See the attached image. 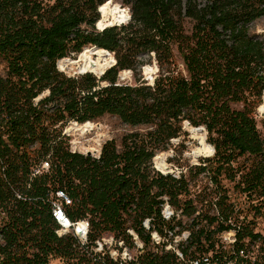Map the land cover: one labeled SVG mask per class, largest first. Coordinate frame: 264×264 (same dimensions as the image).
<instances>
[{
  "label": "trees",
  "instance_id": "trees-1",
  "mask_svg": "<svg viewBox=\"0 0 264 264\" xmlns=\"http://www.w3.org/2000/svg\"><path fill=\"white\" fill-rule=\"evenodd\" d=\"M111 1L0 0V264H117L92 250L104 240L132 245L128 231L144 245L138 264H183L152 246L153 230L190 232L179 245L185 259L232 229L258 245L252 228L232 223L228 193L264 219V35L250 32L264 0ZM85 50L107 67L59 70ZM103 66L102 76L89 73ZM105 117L129 128L120 143L105 142L97 157L72 152L64 128ZM189 128L203 129L211 157L178 177L157 171L153 160L159 169ZM44 161L49 169L34 175ZM57 192L72 222L88 221L86 244L57 235ZM164 198L180 212L173 224L161 219ZM259 250L254 264H264V241Z\"/></svg>",
  "mask_w": 264,
  "mask_h": 264
},
{
  "label": "rangeland",
  "instance_id": "rangeland-1",
  "mask_svg": "<svg viewBox=\"0 0 264 264\" xmlns=\"http://www.w3.org/2000/svg\"><path fill=\"white\" fill-rule=\"evenodd\" d=\"M111 3L124 9L120 4V0H112ZM250 32L252 34L264 35V18L252 24L250 26ZM93 60L107 67L105 62H102L100 59H94L92 52L85 50L76 60H70V64H64L61 67L58 66V68L67 75H77L86 68L88 63L93 62ZM103 67L101 69L97 68L98 71H92V73L99 76V74L105 70V67ZM0 75H4V68L1 64ZM122 76L124 78L128 77L127 74H123ZM262 103H264V101H262ZM256 119L259 128L261 129L262 124H264V108H261L260 110L257 109ZM92 124L93 125L87 131L82 130L81 128H76L72 124H68L64 128L63 133L69 139V146L72 152H77L83 155L90 152L94 157H97L105 142L113 140L116 144H119L122 136L129 131L127 126L122 125L117 119L111 117H105ZM189 130L190 128L187 129V136L172 142V148L168 152L160 154L158 159L160 163L159 168L163 173L179 176L180 171L186 172L185 167L198 165L200 159L211 157L212 152L210 154V150L206 147L205 133L199 131L192 134ZM198 181H202V183L205 182L202 178H198L196 182ZM199 185L197 188L193 189L192 192L194 195L200 192L201 189H199ZM228 194L232 201L235 202L236 206L234 210L237 213L235 215L238 216V220L234 222L233 219L232 223L241 229H244V226H248V228H252L254 234L260 236L258 245L251 243L254 256L257 257L260 252V244L264 241V219L254 218L253 211L249 204L246 203L244 197L233 193L231 189ZM186 222L188 221L183 219V223L185 224ZM51 264L63 263L53 261Z\"/></svg>",
  "mask_w": 264,
  "mask_h": 264
},
{
  "label": "built area",
  "instance_id": "built-area-1",
  "mask_svg": "<svg viewBox=\"0 0 264 264\" xmlns=\"http://www.w3.org/2000/svg\"><path fill=\"white\" fill-rule=\"evenodd\" d=\"M155 165V164H154ZM155 167V166H154ZM49 169V162L44 161L41 166L34 171V175ZM156 169V167H155ZM158 171V169H156ZM162 174L161 170L159 171ZM178 177V176H175ZM70 200L63 192L56 193V199L53 203L52 217L59 225L58 236L73 235L80 245L87 243L89 232V223L87 220L72 222L65 214L64 207L70 205ZM161 219L165 223H172L173 220H179L180 212H175L169 205L166 198L161 205ZM152 219H145L142 227L145 231H151ZM177 230V229H176ZM165 235L160 236L155 230L150 232L152 246H157L165 252H172L183 264H254L255 256L253 246L242 244L237 241L236 230L232 229L221 234L216 238V245L208 253H203L193 259H185L179 249V245L186 246L190 240V232L184 231L180 235L173 237V231L165 230ZM131 236V244L127 245L123 241L104 240L97 241L92 250L93 255L108 256L110 260L117 264H138L137 257L143 253L144 245L132 231H128ZM159 250L155 249L154 252Z\"/></svg>",
  "mask_w": 264,
  "mask_h": 264
},
{
  "label": "bare ground",
  "instance_id": "bare-ground-1",
  "mask_svg": "<svg viewBox=\"0 0 264 264\" xmlns=\"http://www.w3.org/2000/svg\"><path fill=\"white\" fill-rule=\"evenodd\" d=\"M64 64H70V60L69 59H67V60H63V61H61V62H59V64H58V66H63ZM105 71V70H104ZM81 72H88L87 70H86V68L83 70V71H81ZM89 72H91V71H89ZM92 73V72H91ZM72 125L74 126V127H76V128H81L82 130H88L93 124L92 123H85V124H82V125H78V124H76V123H72ZM70 131V130H69ZM190 133H192V134H194V133H197V132H199V131H197L196 129H194V128H191L190 130ZM206 147L210 150L209 151V153L211 154V152H212V149H211V146L210 145H208V144H206ZM99 149V148H98ZM214 152V151H213ZM160 169V168H159ZM161 170V169H160Z\"/></svg>",
  "mask_w": 264,
  "mask_h": 264
},
{
  "label": "water",
  "instance_id": "water-1",
  "mask_svg": "<svg viewBox=\"0 0 264 264\" xmlns=\"http://www.w3.org/2000/svg\"><path fill=\"white\" fill-rule=\"evenodd\" d=\"M101 8V7H100ZM100 8H99V11H100ZM106 26H104L103 28H105ZM97 50V49H96ZM106 52V51H105ZM108 55H110L108 52H106ZM112 64H110V66H111ZM109 66V67H110ZM108 67V68H109ZM107 68V69H108ZM107 69H105V71L107 70ZM104 71V72H105ZM104 72H102V73H100L99 74V76L98 77H100V76H102L103 74H104ZM84 73H87V72H80L79 74H84ZM89 73H91V72H89ZM95 75V74H94ZM197 131H203V129H201V128H199V129H196ZM86 156H93L90 152H87L86 154H85ZM153 163L155 164V159L153 160ZM157 169V168H156ZM158 171H160V170H158Z\"/></svg>",
  "mask_w": 264,
  "mask_h": 264
}]
</instances>
